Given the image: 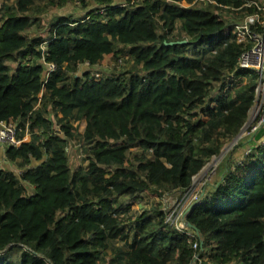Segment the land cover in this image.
Returning <instances> with one entry per match:
<instances>
[{
	"label": "trees",
	"instance_id": "obj_1",
	"mask_svg": "<svg viewBox=\"0 0 264 264\" xmlns=\"http://www.w3.org/2000/svg\"><path fill=\"white\" fill-rule=\"evenodd\" d=\"M73 1L0 3V120H17L21 137L28 127H50L44 143L34 134L0 156V264H264V145L252 148L255 137L239 143L245 148L231 151L217 180L204 187L186 217L194 236L169 227L164 211L136 210L149 197L145 192L159 198L179 192L178 201L191 194L207 164L195 155V130L210 128V151L219 155L251 119L257 74L230 92L228 104L209 95L244 49L225 34L220 7L201 0H94L91 7L76 0L89 8L85 15H61L48 26L33 15L41 6ZM108 53L117 68L99 85L93 71L65 72L69 61L74 70L78 59L96 67ZM43 54L62 66L47 84ZM78 118H89L86 129L95 138L85 140L84 160L98 169L69 165L67 136ZM133 148L151 162L144 180L143 166L123 168L120 153ZM46 153L51 159L44 161ZM55 156L67 163L56 164ZM5 160L13 166L5 169ZM37 164L23 174L36 185L31 192L17 169Z\"/></svg>",
	"mask_w": 264,
	"mask_h": 264
},
{
	"label": "built area",
	"instance_id": "obj_2",
	"mask_svg": "<svg viewBox=\"0 0 264 264\" xmlns=\"http://www.w3.org/2000/svg\"><path fill=\"white\" fill-rule=\"evenodd\" d=\"M133 1L136 2L140 0H133ZM201 1L209 2L211 4H215L216 6L220 7V9L216 11V14L220 18V20H222L227 25V30H225V34L229 35L230 33H232L233 35L236 36L237 43L239 45L244 46L243 52L238 60V64L236 68L230 70L219 84L211 88L210 92L212 94L209 93V95H211L213 98L214 96L221 95L222 99L225 100L226 103L228 104L231 100L230 92L231 91L237 92L239 88L246 85L251 78L250 72L257 74V82H258L257 98H256L255 106L252 111V113L256 115L252 120V124L250 125V128L245 133H241L235 139H230L233 141L234 144H239L246 137L249 138L257 137V135L261 132V130L264 129V0H232L233 2L228 5H226L223 0H201ZM235 1H238L239 4L238 5L235 4ZM115 3L120 5H125V0H115L114 4ZM74 4L76 6H80L81 3L74 0ZM69 5L72 6V2L66 4V6ZM181 6L189 7L191 5L188 4L187 2H184L181 4ZM246 8H253L254 11L252 13H248L247 11H245L241 15V12L244 11ZM227 11H229V14H227ZM100 13L103 16L106 15L103 9L101 10ZM234 18L236 19L239 18L240 20L235 21L233 20ZM90 22L91 19H87L86 24L89 25ZM46 45H47L46 43L42 45L43 51H45ZM19 61L21 60L19 59ZM39 62L44 67L43 80L45 84L48 83L49 78L54 71H57L62 68L60 63L49 62L45 54L42 55V57L39 59ZM69 62L71 63V61ZM83 65L87 67V69L83 68ZM9 66L12 67V65ZM65 66L64 69L66 74L73 76L82 75L85 72L93 71L94 69V67H92V65L89 62L80 59H78L77 61V70H74L73 68L74 71H77V74H71L67 72ZM93 76L94 77L92 79V82L95 85H99L103 76L94 71H93ZM43 95H44L43 92L39 94L38 98L40 101L43 99ZM212 106L214 107L213 103ZM182 125L186 127L187 123L184 122ZM48 128L50 127L41 128V129L37 128L35 130H32L28 127L25 135L21 137L18 132L17 120H13V119H11L10 121L0 120V149L5 153L6 149L9 147L12 146L18 147L23 143H29L33 140L34 134L40 136L39 139L40 143H44V141L47 139L46 130ZM73 137H74L73 134L67 136L70 142L74 139ZM90 137L95 138L93 134H90ZM85 140L86 139L78 140L79 146H81V158L83 159V162H80V166L87 168V170H89V168L98 169V165L96 164L95 161L84 160ZM259 144L264 145V140L259 142ZM136 150L138 151L139 149ZM65 154L69 160L70 147L68 143L65 149ZM49 159H51V156L49 155V153H46L44 161H47ZM54 162L58 165H63L67 163V160L65 159V157L55 156ZM69 165L70 167L73 168V164L70 162V160H69ZM3 166L5 168V167H12L13 165L5 160ZM150 166H151V162H150ZM36 167H38V164L30 165L25 169H17L21 183L31 192L36 190V185L23 179V174L26 170L35 169ZM128 169L138 170L133 167H130ZM159 171L162 170H156V172ZM144 177H145L144 174L141 173L142 180H144ZM203 189L204 188L202 189L194 188L190 195L186 196L181 201H178L176 208L171 212V214H169V212L171 211L172 208H167L166 210L167 207L166 196L159 198L154 195H148V193L146 194V196H149L148 198H150L153 201H156V199L161 201L162 199L165 207L161 208L159 211H164L166 213V222L169 227L181 233L189 232L190 235L194 236V233L188 228L186 224V217L190 213V211L194 208V206L199 202L201 198V194L203 193ZM179 215L181 216L180 218L181 223L177 224L176 219L179 217ZM261 220L264 222V217ZM114 253L116 255L117 251Z\"/></svg>",
	"mask_w": 264,
	"mask_h": 264
},
{
	"label": "rangeland",
	"instance_id": "obj_3",
	"mask_svg": "<svg viewBox=\"0 0 264 264\" xmlns=\"http://www.w3.org/2000/svg\"><path fill=\"white\" fill-rule=\"evenodd\" d=\"M2 1V0H0ZM88 4L92 7L95 5L94 0H87ZM89 8L84 7L83 5L76 6L74 4V1L72 2V6H41L39 8H36L33 11V15L37 17L40 20V23L42 25L48 26L52 21H54L56 18H58L61 15H67V14H81L85 15L87 10ZM227 14H229V11H227ZM77 16V15H76ZM233 20L239 21V18H234ZM35 35H37L39 30H34ZM180 37H183L182 34H180ZM67 72L71 74H77V71L73 70L72 64L68 62L65 66ZM83 68L87 69L83 65ZM116 63L113 60V55L112 53H108L105 58L102 60V63L99 66L94 67L93 71L96 73L101 74L102 76H106L109 74H112L114 70H116ZM50 115L49 118H53L54 116V111L52 108L49 109ZM256 114L251 115L250 122L248 126L244 128V131L242 133H245L249 128L250 125L252 124V120L255 117ZM86 119H79V120H74L72 121V126L73 129V140L70 142L68 141L69 147H70V154H69V160L73 164V168H76L80 166V162H83V159L81 158V146H79V141L78 140H88L90 139V132L87 131L86 129ZM209 127L197 129L193 132L192 135V143L195 146V155H201L204 156L207 159V164L202 171V173L195 177L194 179V188L195 189H202L205 187L209 188L211 184H213L217 180V172L219 171V166L224 162L226 159L227 155L233 151L236 150V154L240 151H242L243 148L240 146L238 147V144H234L232 140L227 139L225 140V146L221 153L219 155L213 154L210 150L214 149L215 146L212 143V139L209 135ZM249 137H246L243 139L241 142L245 141L242 143L244 146L248 145L249 143ZM240 142V144H241ZM247 142V143H246ZM256 145L259 146V144H254L252 145V148H257ZM238 147V148H237ZM253 149V150H254ZM240 150V151H239ZM250 151V150H248ZM120 155L123 157V168H136L138 169L139 166H143V171L146 172V170H149L150 168V160L146 155L143 153L142 150H136V149H129L127 151L121 152ZM164 171V168L162 169ZM148 192H145L147 194ZM181 194L179 192H172L168 195H166V201H167V208H172L169 214L176 208L177 203H178V197ZM163 201H159L156 199V201L151 200L150 198H143V202L137 205L136 210L138 211V215H150L154 214L156 211L160 210L161 208H164ZM134 209V212L136 211ZM181 216L176 219V223L180 224L181 223ZM12 258H16L17 254L13 251L12 252ZM115 256V253H110L109 258ZM165 264H173L172 262H169L165 260Z\"/></svg>",
	"mask_w": 264,
	"mask_h": 264
},
{
	"label": "crops",
	"instance_id": "obj_4",
	"mask_svg": "<svg viewBox=\"0 0 264 264\" xmlns=\"http://www.w3.org/2000/svg\"><path fill=\"white\" fill-rule=\"evenodd\" d=\"M3 2V0L2 1H0V3H2ZM80 118H78L77 120H79ZM86 123H88V121H89V118H86ZM71 125H72V123H71ZM72 127V126H71ZM91 134V133H90ZM263 138H264V129L263 130H261V132L257 135V137H255L253 140H254V142L253 143H251L252 145L253 144H257V143H259V142H261L262 140H263ZM261 140V141H260ZM134 149V148H133ZM4 155V153H3V151L0 149V156H3Z\"/></svg>",
	"mask_w": 264,
	"mask_h": 264
},
{
	"label": "water",
	"instance_id": "obj_5",
	"mask_svg": "<svg viewBox=\"0 0 264 264\" xmlns=\"http://www.w3.org/2000/svg\"><path fill=\"white\" fill-rule=\"evenodd\" d=\"M263 140H264V138H263ZM261 141V140H260Z\"/></svg>",
	"mask_w": 264,
	"mask_h": 264
}]
</instances>
